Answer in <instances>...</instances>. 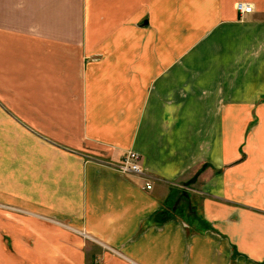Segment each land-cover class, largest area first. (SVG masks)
<instances>
[{"label":"crops","instance_id":"crops-1","mask_svg":"<svg viewBox=\"0 0 264 264\" xmlns=\"http://www.w3.org/2000/svg\"><path fill=\"white\" fill-rule=\"evenodd\" d=\"M0 264H264V0H0Z\"/></svg>","mask_w":264,"mask_h":264},{"label":"built area","instance_id":"built-area-1","mask_svg":"<svg viewBox=\"0 0 264 264\" xmlns=\"http://www.w3.org/2000/svg\"><path fill=\"white\" fill-rule=\"evenodd\" d=\"M236 8L240 13H249L252 11V5L247 2L240 1L236 4ZM118 169L125 173H141V156L134 150H127ZM147 189L151 188L149 183H146Z\"/></svg>","mask_w":264,"mask_h":264},{"label":"trees","instance_id":"trees-1","mask_svg":"<svg viewBox=\"0 0 264 264\" xmlns=\"http://www.w3.org/2000/svg\"><path fill=\"white\" fill-rule=\"evenodd\" d=\"M205 167V165H202L199 169H198V173L201 172V170Z\"/></svg>","mask_w":264,"mask_h":264},{"label":"rangeland","instance_id":"rangeland-1","mask_svg":"<svg viewBox=\"0 0 264 264\" xmlns=\"http://www.w3.org/2000/svg\"><path fill=\"white\" fill-rule=\"evenodd\" d=\"M201 166H202V165H201ZM201 166H200V167H201ZM200 167H199V168H200ZM199 168H198V169H199ZM204 168H205V167H204ZM204 168L201 170V172L204 170ZM201 172H199L198 175H199ZM200 179H201V178H200ZM199 183H200V182H198V184H199Z\"/></svg>","mask_w":264,"mask_h":264}]
</instances>
